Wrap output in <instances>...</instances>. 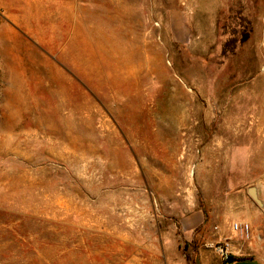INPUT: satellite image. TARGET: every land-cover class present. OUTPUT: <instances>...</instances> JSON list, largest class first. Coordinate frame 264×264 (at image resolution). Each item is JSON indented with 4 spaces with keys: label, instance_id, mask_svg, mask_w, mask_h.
Segmentation results:
<instances>
[{
    "label": "rangeland",
    "instance_id": "1",
    "mask_svg": "<svg viewBox=\"0 0 264 264\" xmlns=\"http://www.w3.org/2000/svg\"><path fill=\"white\" fill-rule=\"evenodd\" d=\"M224 244L264 261V0H0V264Z\"/></svg>",
    "mask_w": 264,
    "mask_h": 264
},
{
    "label": "crops",
    "instance_id": "2",
    "mask_svg": "<svg viewBox=\"0 0 264 264\" xmlns=\"http://www.w3.org/2000/svg\"><path fill=\"white\" fill-rule=\"evenodd\" d=\"M203 220L202 211L200 209L193 210L187 216L180 218V224L183 229L191 230L201 224ZM195 264H264V261L257 256L251 254H243L235 256L234 252L228 254L226 259L222 258L216 251L199 247L195 253Z\"/></svg>",
    "mask_w": 264,
    "mask_h": 264
},
{
    "label": "built area",
    "instance_id": "3",
    "mask_svg": "<svg viewBox=\"0 0 264 264\" xmlns=\"http://www.w3.org/2000/svg\"><path fill=\"white\" fill-rule=\"evenodd\" d=\"M231 229L234 232H240V234L244 236H247L249 231L248 224L239 222H233L231 224ZM215 250L222 258L226 259L228 257L229 252L227 250V244L215 246Z\"/></svg>",
    "mask_w": 264,
    "mask_h": 264
},
{
    "label": "water",
    "instance_id": "4",
    "mask_svg": "<svg viewBox=\"0 0 264 264\" xmlns=\"http://www.w3.org/2000/svg\"><path fill=\"white\" fill-rule=\"evenodd\" d=\"M249 193L251 194V196H252L255 200H257V197H256V195H255V191H254L253 188H250V189H249Z\"/></svg>",
    "mask_w": 264,
    "mask_h": 264
}]
</instances>
